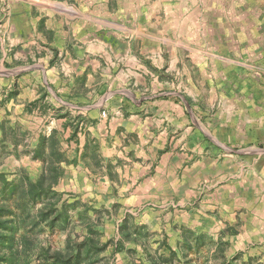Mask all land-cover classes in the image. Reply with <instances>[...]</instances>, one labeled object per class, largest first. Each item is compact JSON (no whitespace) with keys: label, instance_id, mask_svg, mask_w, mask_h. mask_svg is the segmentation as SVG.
Instances as JSON below:
<instances>
[{"label":"crops","instance_id":"crops-1","mask_svg":"<svg viewBox=\"0 0 264 264\" xmlns=\"http://www.w3.org/2000/svg\"><path fill=\"white\" fill-rule=\"evenodd\" d=\"M261 14L264 0H0V144L43 104L65 116L49 135L71 119L81 151L86 127L115 165L112 202L216 238L235 225L229 253L264 256Z\"/></svg>","mask_w":264,"mask_h":264},{"label":"rangeland","instance_id":"rangeland-1","mask_svg":"<svg viewBox=\"0 0 264 264\" xmlns=\"http://www.w3.org/2000/svg\"><path fill=\"white\" fill-rule=\"evenodd\" d=\"M240 17L250 20L247 24L258 22L250 12ZM232 18L230 23H238ZM259 20H264V14ZM249 65L263 77L262 84L264 57ZM209 98L208 94L197 102L201 107L209 103L217 108L219 95L212 94V102ZM35 111L42 117L29 120L30 130L11 132L7 144H0V174L12 184L8 190L15 191L11 207L20 206L25 216L19 234H26L29 248L23 264H264L262 255L246 260L240 252L229 253L236 245V240H230L238 234L235 225L224 222L226 227L216 238L215 233L197 234L174 223L158 206L112 202L113 196L118 199L120 174L99 155V145L88 142L86 127L81 151L79 127L71 119L67 123L70 135L63 126L65 131L55 129L49 135L50 119L65 116L43 104ZM168 150L165 146L160 154ZM42 173L47 177L44 188L50 193L36 202L31 183H37ZM103 177L119 188L100 183ZM0 185L4 183L0 181Z\"/></svg>","mask_w":264,"mask_h":264},{"label":"trees","instance_id":"trees-1","mask_svg":"<svg viewBox=\"0 0 264 264\" xmlns=\"http://www.w3.org/2000/svg\"><path fill=\"white\" fill-rule=\"evenodd\" d=\"M0 181L4 183L3 186L0 185V264H23L29 248L26 234H19L24 227L25 216H23L20 206H17L18 209L11 207V197L15 191H9L8 188L12 184L8 183L1 174ZM46 181V174L42 173L37 183H31L36 194V202L46 198L50 193L49 188H44ZM40 217H46V215L41 214ZM44 256L48 257L49 255L45 254Z\"/></svg>","mask_w":264,"mask_h":264}]
</instances>
